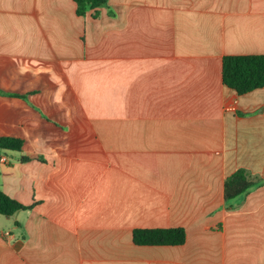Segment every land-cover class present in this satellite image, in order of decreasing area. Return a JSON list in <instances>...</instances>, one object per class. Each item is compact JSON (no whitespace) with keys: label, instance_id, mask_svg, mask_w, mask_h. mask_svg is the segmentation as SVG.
Returning a JSON list of instances; mask_svg holds the SVG:
<instances>
[{"label":"crops","instance_id":"crops-1","mask_svg":"<svg viewBox=\"0 0 264 264\" xmlns=\"http://www.w3.org/2000/svg\"><path fill=\"white\" fill-rule=\"evenodd\" d=\"M93 13L0 0V137L24 140L0 190L32 207L0 215V264H264V88L223 82L225 56L264 55V0ZM239 169L263 181L226 200ZM166 228L185 244L133 242Z\"/></svg>","mask_w":264,"mask_h":264},{"label":"trees","instance_id":"trees-1","mask_svg":"<svg viewBox=\"0 0 264 264\" xmlns=\"http://www.w3.org/2000/svg\"><path fill=\"white\" fill-rule=\"evenodd\" d=\"M78 16H86L108 5L110 0H73ZM223 82L239 95H245L264 88V55H238L223 58ZM24 140L18 137H0V150L21 152ZM22 162L29 161L22 157ZM261 179L253 178L245 169L237 170L225 180L224 196L226 200L245 193ZM264 183V181H263ZM0 190V215L12 217L22 210H30ZM187 233L184 228L135 229L133 242L137 246H181L185 244Z\"/></svg>","mask_w":264,"mask_h":264},{"label":"rangeland","instance_id":"rangeland-1","mask_svg":"<svg viewBox=\"0 0 264 264\" xmlns=\"http://www.w3.org/2000/svg\"><path fill=\"white\" fill-rule=\"evenodd\" d=\"M0 153H5L4 151H2V150H0ZM8 155H9V157L10 158H12V156H14V155H16V154H19V153H17V152H13V151H7L6 152Z\"/></svg>","mask_w":264,"mask_h":264},{"label":"built area","instance_id":"built-area-1","mask_svg":"<svg viewBox=\"0 0 264 264\" xmlns=\"http://www.w3.org/2000/svg\"><path fill=\"white\" fill-rule=\"evenodd\" d=\"M3 161H5V162L7 161L6 157L3 158Z\"/></svg>","mask_w":264,"mask_h":264}]
</instances>
